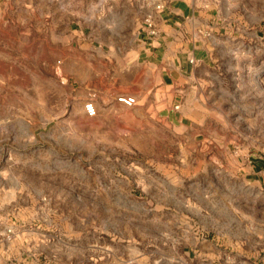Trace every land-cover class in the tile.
<instances>
[{
  "label": "rangeland",
  "instance_id": "374dc122",
  "mask_svg": "<svg viewBox=\"0 0 264 264\" xmlns=\"http://www.w3.org/2000/svg\"><path fill=\"white\" fill-rule=\"evenodd\" d=\"M230 3L223 74L157 131L84 112L112 0H0V264H264V0Z\"/></svg>",
  "mask_w": 264,
  "mask_h": 264
},
{
  "label": "crops",
  "instance_id": "0c3cea01",
  "mask_svg": "<svg viewBox=\"0 0 264 264\" xmlns=\"http://www.w3.org/2000/svg\"><path fill=\"white\" fill-rule=\"evenodd\" d=\"M158 1L112 0L113 14L121 21L114 27L116 41L110 43L114 51L111 57L121 69H114L107 90L79 92L94 99L101 114L104 99L113 106L121 105L116 99L119 94L136 96V104L129 108L142 117L138 122L145 124L144 130L154 126L157 131L158 122L179 126L193 119L190 98L203 106L205 92L223 74L221 65L230 53L228 36L236 34V26L221 18V11L226 9L223 3L231 4L230 0H161L164 7L157 9ZM149 15L155 34L145 21ZM259 255L256 253V258Z\"/></svg>",
  "mask_w": 264,
  "mask_h": 264
},
{
  "label": "built area",
  "instance_id": "2783aa9c",
  "mask_svg": "<svg viewBox=\"0 0 264 264\" xmlns=\"http://www.w3.org/2000/svg\"><path fill=\"white\" fill-rule=\"evenodd\" d=\"M155 7L157 9H162L164 7V3L162 1L156 2ZM145 21L147 23V26L150 28V32L152 34H155L156 29L153 23L152 16H147L145 18ZM116 99L118 102L128 107L135 105L137 102L136 96L132 94H119ZM84 112L88 117H95L98 114V106L94 99H88L84 102Z\"/></svg>",
  "mask_w": 264,
  "mask_h": 264
}]
</instances>
